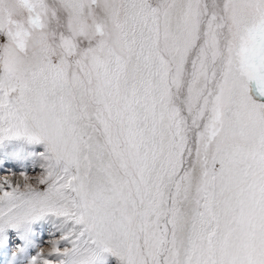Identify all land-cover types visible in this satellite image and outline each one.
I'll use <instances>...</instances> for the list:
<instances>
[{
	"label": "snow or ice",
	"instance_id": "obj_1",
	"mask_svg": "<svg viewBox=\"0 0 264 264\" xmlns=\"http://www.w3.org/2000/svg\"><path fill=\"white\" fill-rule=\"evenodd\" d=\"M13 246L6 264H264V0H0Z\"/></svg>",
	"mask_w": 264,
	"mask_h": 264
},
{
	"label": "rangeland",
	"instance_id": "obj_2",
	"mask_svg": "<svg viewBox=\"0 0 264 264\" xmlns=\"http://www.w3.org/2000/svg\"><path fill=\"white\" fill-rule=\"evenodd\" d=\"M9 167L13 168V169H19L23 166L17 165L15 162H10ZM24 170L27 171L29 173V175H32V176H35L40 172L39 167L33 168L31 166H28ZM5 171H7V170H5ZM57 227H58V225L55 222H49V230L38 234L36 237V242L37 243L43 242V246L46 248L47 247V240L50 238L49 232L54 233L56 235L59 234L57 232ZM13 250H14V246H13V248L9 249V251H6V252H3L2 254H0V264H6V262L10 261L11 251H13ZM35 251H36V249H35V247H33L31 254L34 255ZM21 264H23L22 259H21ZM104 264H119V261H118V258L112 256L111 254H105Z\"/></svg>",
	"mask_w": 264,
	"mask_h": 264
}]
</instances>
